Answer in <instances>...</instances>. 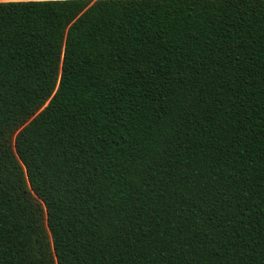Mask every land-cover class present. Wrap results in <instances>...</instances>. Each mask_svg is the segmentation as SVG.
Segmentation results:
<instances>
[{
    "label": "trees",
    "instance_id": "trees-1",
    "mask_svg": "<svg viewBox=\"0 0 264 264\" xmlns=\"http://www.w3.org/2000/svg\"><path fill=\"white\" fill-rule=\"evenodd\" d=\"M0 264H264V0L0 1Z\"/></svg>",
    "mask_w": 264,
    "mask_h": 264
},
{
    "label": "crops",
    "instance_id": "crops-1",
    "mask_svg": "<svg viewBox=\"0 0 264 264\" xmlns=\"http://www.w3.org/2000/svg\"><path fill=\"white\" fill-rule=\"evenodd\" d=\"M0 1H27V0H0Z\"/></svg>",
    "mask_w": 264,
    "mask_h": 264
}]
</instances>
